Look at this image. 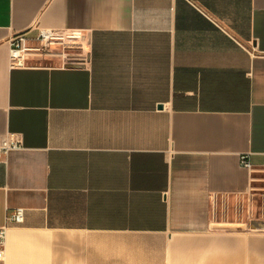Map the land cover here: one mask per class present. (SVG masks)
<instances>
[{
    "label": "crops",
    "instance_id": "crops-1",
    "mask_svg": "<svg viewBox=\"0 0 264 264\" xmlns=\"http://www.w3.org/2000/svg\"><path fill=\"white\" fill-rule=\"evenodd\" d=\"M40 28L85 39L11 66ZM8 132L0 264H264V0H0Z\"/></svg>",
    "mask_w": 264,
    "mask_h": 264
},
{
    "label": "built area",
    "instance_id": "built-area-1",
    "mask_svg": "<svg viewBox=\"0 0 264 264\" xmlns=\"http://www.w3.org/2000/svg\"><path fill=\"white\" fill-rule=\"evenodd\" d=\"M85 34L75 30L40 28L36 36V44H31L27 32H18L10 40V65L17 66L25 62L30 52L47 53L51 55L60 54V48H75L82 45ZM72 62V57L67 58ZM22 141L15 132H8L1 140L0 152H7L10 149L20 148ZM240 164L250 172L249 191L250 197L258 196L262 217L264 218V162L255 165L251 160V153L246 152L240 155ZM10 222L20 224L25 220V209L15 208L8 217ZM8 224L0 226V259L5 255Z\"/></svg>",
    "mask_w": 264,
    "mask_h": 264
},
{
    "label": "water",
    "instance_id": "water-1",
    "mask_svg": "<svg viewBox=\"0 0 264 264\" xmlns=\"http://www.w3.org/2000/svg\"><path fill=\"white\" fill-rule=\"evenodd\" d=\"M254 227L264 228V220H263V221H260V222L258 223V225H255Z\"/></svg>",
    "mask_w": 264,
    "mask_h": 264
},
{
    "label": "rangeland",
    "instance_id": "rangeland-1",
    "mask_svg": "<svg viewBox=\"0 0 264 264\" xmlns=\"http://www.w3.org/2000/svg\"><path fill=\"white\" fill-rule=\"evenodd\" d=\"M60 50H61V49H59V52H61ZM68 52H69V54H70V55H68V56H74V55H76V51H74L73 49H72V50H68Z\"/></svg>",
    "mask_w": 264,
    "mask_h": 264
}]
</instances>
